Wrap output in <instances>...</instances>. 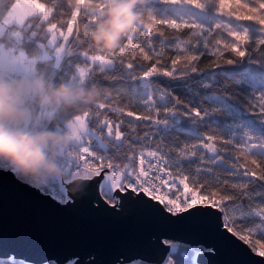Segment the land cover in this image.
<instances>
[{
  "label": "snow or ice",
  "instance_id": "1",
  "mask_svg": "<svg viewBox=\"0 0 264 264\" xmlns=\"http://www.w3.org/2000/svg\"><path fill=\"white\" fill-rule=\"evenodd\" d=\"M16 11H22V19L9 20L40 21L47 41L40 47L46 52L49 47L59 49L58 63L64 57L76 59L81 71L74 79L86 83L95 76L135 83L122 84L104 104L58 117L79 131L76 150L63 161V175L72 179L46 177L33 186L15 178L59 206H75L86 194L98 211L116 213L135 201L167 221L202 220L252 257L251 264H264V0H145L147 16L110 55L88 47L87 37L76 27L79 13L66 10L64 0H34ZM84 19L92 23L94 17ZM169 30L180 35H166ZM201 58L220 71H205ZM220 61L240 70L225 69ZM193 73H203L199 83L205 90L220 84L217 76L231 83L195 103L159 83L160 78L184 80ZM221 114L230 122L216 121ZM183 120L191 123L190 139L177 143L172 137L166 145L159 136L154 142L156 134L184 132ZM140 129H146L142 135ZM185 162L195 165L194 170L185 168ZM212 166L227 175L214 174ZM0 170L13 174L7 161H0ZM201 176H210L211 182ZM171 240L175 242L164 239L155 255L119 251L108 264H204L198 257L218 251L201 242ZM0 264L99 262L91 252L34 257L12 249L0 250Z\"/></svg>",
  "mask_w": 264,
  "mask_h": 264
},
{
  "label": "clouds",
  "instance_id": "2",
  "mask_svg": "<svg viewBox=\"0 0 264 264\" xmlns=\"http://www.w3.org/2000/svg\"><path fill=\"white\" fill-rule=\"evenodd\" d=\"M64 6L79 13L78 26L89 47L104 55L118 50L147 16L145 0H64ZM88 16L94 17L92 23L84 19ZM113 91L95 80L81 84L40 72L0 74V161L9 163L18 180L33 186L46 177L72 179L63 175V161L76 150L79 131L58 117L104 104ZM41 113L46 115L41 118Z\"/></svg>",
  "mask_w": 264,
  "mask_h": 264
},
{
  "label": "water",
  "instance_id": "3",
  "mask_svg": "<svg viewBox=\"0 0 264 264\" xmlns=\"http://www.w3.org/2000/svg\"><path fill=\"white\" fill-rule=\"evenodd\" d=\"M69 194L73 195L71 191ZM173 237L218 249L198 257L204 264L252 261V257L224 241L202 220L167 221L145 212L135 201H129L116 213L98 211L89 205L86 194H81V202L75 206H59L22 185L13 174L0 170V250L15 249L34 257L91 252L99 264H108L119 251L155 255L162 241L175 242Z\"/></svg>",
  "mask_w": 264,
  "mask_h": 264
},
{
  "label": "trees",
  "instance_id": "4",
  "mask_svg": "<svg viewBox=\"0 0 264 264\" xmlns=\"http://www.w3.org/2000/svg\"><path fill=\"white\" fill-rule=\"evenodd\" d=\"M16 0H0V22L5 16V14L13 7ZM75 23V20L73 21ZM40 25V21L37 18H30L26 20L23 24H18L16 22L8 23L3 31L0 33V46L4 49L12 50L13 52H23L27 56L34 58V66H33V73H43L46 77L51 78L53 80H71L74 83H81L79 79H74V75L78 72V68L80 66L77 64L75 58H62L59 63L57 62V55H54V49L48 48L47 49V56H43V52H46L44 49L40 47L41 43H44L47 46V41L43 38V29L41 27H38ZM79 21L78 24H76L77 30L79 32ZM187 31V30H183ZM69 32H71V25H69ZM82 33V32H81ZM166 35H180V33H172L171 30L166 32ZM187 39L186 36L182 37ZM87 45L89 47V43L87 40ZM90 48V47H89ZM91 49V48H90ZM94 52H96L94 49H91ZM174 54V50L170 51V55ZM97 58H100L104 61V57L102 56H96ZM73 59V60H70ZM202 63L201 67L204 68L205 71H213L219 72V69H213L209 67V62L205 58H201ZM223 68L228 70H240L239 65H226L222 61H220ZM0 74H3L7 77H11L13 75H20L23 74L19 71L15 70H8L5 68L0 67ZM203 73H193L190 78H186L184 80H177V81H170L168 78H160L159 83L162 87H171L175 95H179L182 98L190 99L193 101V103L200 101L203 99L205 95H210L211 91H217L218 93L223 91L225 84H230L231 80L227 77H221L217 76L216 79L220 81V84L217 87H214L211 91L205 90L201 87L199 81L202 77ZM89 80H95L97 82H101L105 85H109L114 89L113 93L121 87L122 84L131 86L135 82L131 81H111V80H105L103 78H98L93 76L88 78ZM255 90V89H254ZM249 91L251 89L249 88ZM121 100H123L125 103H128L127 97L121 96ZM235 99V97H233ZM247 99V97H245ZM238 103L243 104V100H238ZM210 104V102H207ZM139 114V112H138ZM133 119V118H128ZM216 121H224L225 123L230 122V119L227 115L221 114L217 115L215 117ZM139 123V122H138ZM182 127L185 129L184 132H170L168 134L159 133L154 135V142H159L158 137L163 136L165 144H170L172 137H175L177 140V143H182L185 140L190 139V132L188 129H190L191 123L188 120L182 121ZM212 127H216V124H213ZM123 130V129H122ZM146 129H140V134H143V131ZM199 130L202 132H207L208 129L204 126H199ZM225 157H227L228 153H224ZM235 162V161H233ZM211 166V165H209ZM185 168L191 167L193 170L195 168V165H188L187 162H185L184 165ZM214 169V174L218 172L220 176H226L227 174L219 171L215 168V166H212ZM228 167H231V164L228 165ZM255 167V166H252ZM202 171H206V169H202ZM187 174V173H186ZM199 179L204 180L208 179L211 182V177H204L201 176ZM235 179V178H231ZM259 199V198H257ZM247 202L245 201V204ZM173 242V241H171Z\"/></svg>",
  "mask_w": 264,
  "mask_h": 264
},
{
  "label": "rangeland",
  "instance_id": "5",
  "mask_svg": "<svg viewBox=\"0 0 264 264\" xmlns=\"http://www.w3.org/2000/svg\"><path fill=\"white\" fill-rule=\"evenodd\" d=\"M34 2V0H16L13 7L5 14L3 19L0 22V33L3 31L5 26L8 23L16 22L22 19L23 13L17 12V9H20L22 4ZM9 17L16 20H9ZM17 23V22H16ZM20 24V23H18ZM59 49H54V55L58 56ZM47 52H43V56H47ZM27 58L28 60H25ZM96 61L103 63L104 61L100 58L95 57ZM34 66V58L27 56L23 52H13L9 49H4L0 46V67L15 70L23 73L25 76L32 75ZM81 71V68H78V72Z\"/></svg>",
  "mask_w": 264,
  "mask_h": 264
}]
</instances>
